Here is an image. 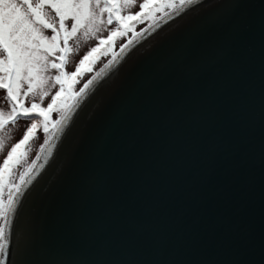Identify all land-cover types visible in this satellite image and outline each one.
<instances>
[{
    "label": "snow or ice",
    "instance_id": "obj_1",
    "mask_svg": "<svg viewBox=\"0 0 264 264\" xmlns=\"http://www.w3.org/2000/svg\"><path fill=\"white\" fill-rule=\"evenodd\" d=\"M136 3L137 0H0V89L5 90L10 105L7 114L0 111V129L18 116L39 117L32 120L23 138L11 146L0 162V264H192L174 251L176 246L190 241L191 226L176 233L173 241L175 221L167 212L137 215L125 209L140 205L156 208L160 194L173 190L182 191L185 201L195 200L207 166L222 153L234 158L257 154L264 158V140L244 145L226 139L223 133L208 131L213 115L210 101L227 99L229 113L237 121L243 120L246 113L242 50L254 21L247 12L252 5L247 0H233L218 32L210 33L204 25L217 23L220 18L205 12L144 53L137 63L152 60L161 47L169 44H179L184 49L183 58L175 63L169 78L156 84L148 109L134 121L109 127L110 144L87 147L88 151L98 153L134 149L125 155L149 162L131 169L133 179L125 200L115 209L107 207L84 228L82 239L77 241L61 238L57 231L45 233L33 207L27 211L13 239L18 204L40 171L37 160H33L18 180L9 179L13 167L25 155L23 146L30 136L42 128L45 141L40 148L47 163L56 141L69 126L71 115L85 100L86 89L93 83L90 79L79 91H73L77 77L85 70L91 71L89 66L96 56L106 49L111 51L115 38L128 32H132L133 39L142 36L145 29L134 31L137 22L148 21L153 30L160 28L162 23L200 4L201 0H140L138 11H124ZM258 7L264 45V0H259ZM46 9H51L54 19L48 18ZM113 23L115 27L108 30L106 37L98 39L75 70L66 71L69 41L78 33L87 35L98 30L99 25ZM44 30H50L51 35H45ZM126 47L122 44L121 52ZM115 56L113 53L110 64L119 63ZM155 75L142 86H148ZM49 81L58 87L47 105L30 102L25 106V96L38 93L43 100L49 94L45 91ZM53 112L57 113L55 119L51 118ZM78 143L74 141L68 158ZM161 158L162 168L152 166ZM177 176L180 177L178 185ZM111 179V171L97 169L83 177L82 182L104 187ZM233 179L238 185L242 183L239 175ZM146 194H151L147 203ZM182 213L183 207L176 209L177 215ZM198 220L197 217L193 224ZM141 237H146L154 249V256L148 261L138 259L134 251ZM170 244L172 251L168 250ZM196 264L214 262L204 259Z\"/></svg>",
    "mask_w": 264,
    "mask_h": 264
},
{
    "label": "water",
    "instance_id": "obj_2",
    "mask_svg": "<svg viewBox=\"0 0 264 264\" xmlns=\"http://www.w3.org/2000/svg\"><path fill=\"white\" fill-rule=\"evenodd\" d=\"M247 9L254 21L242 50L244 59V94L246 113L241 121L229 113L227 99L210 101L212 118L208 131L223 133L225 138L244 145L264 140V45L259 24V0H247ZM233 0H201L190 6L160 28L145 27L142 36L129 40L127 47L116 52L111 59L90 79L93 83L86 89L85 100L70 117L69 126L56 141L53 155L44 162L42 150L38 153L36 167L40 169L32 183L24 190L13 222V239L18 226L24 222L27 211L36 209L45 233L57 231L68 241L82 239L84 228L107 207L114 209L126 198L132 183L133 166L149 162L137 161L134 149L124 152L98 153L88 151L92 144H110L107 129L115 123L134 121L150 105L153 90L160 80L169 78L175 63L184 56L179 44H169L159 49L152 60L137 61L146 51L196 17L216 15L217 23H207L208 32H218L230 12ZM150 33V34H149ZM107 66V67H106ZM156 73L148 86H142ZM95 77V79H93ZM89 79V80H90ZM79 141L70 158L67 154L74 141ZM163 158L152 166L162 168ZM43 165V167H41ZM97 169L109 170L111 181L104 187L82 182ZM242 177L239 185L233 177ZM176 184H180L177 176ZM197 198L185 201L183 192L173 190L159 196V206L143 205L125 209L137 215L167 212L175 221L176 233L191 226L193 232L187 244L176 246V255L196 264L211 260L214 264H264V158L258 154L241 158L224 153L207 166L206 177L197 187ZM151 194L144 196L150 202ZM183 207L182 215L176 209ZM198 223L193 224L196 218ZM169 251L173 248L171 244ZM138 259L148 261L154 249L146 237L134 249Z\"/></svg>",
    "mask_w": 264,
    "mask_h": 264
},
{
    "label": "rangeland",
    "instance_id": "obj_3",
    "mask_svg": "<svg viewBox=\"0 0 264 264\" xmlns=\"http://www.w3.org/2000/svg\"><path fill=\"white\" fill-rule=\"evenodd\" d=\"M140 0H137L136 5L131 8L125 9V12L134 13L139 10L138 4ZM47 16L49 19H54L55 14L51 9H46ZM70 23V22H69ZM149 23L146 21L137 26L135 29L136 32H139L141 29L147 27ZM115 27V24L112 25H99L98 30L94 32H89L85 35L83 32L78 33L77 37L69 41L70 52L66 57L65 70L74 71L76 64L79 60L88 52L92 47H95L98 43V39L101 37H106L108 30ZM45 35H51L50 30H44ZM132 34L127 36H119L115 38V53L120 49L122 44H126L131 38ZM110 54L105 52H100L95 60L89 66L94 70L95 74L100 70L112 57ZM54 74V72L52 73ZM93 76V75H92ZM91 76V77H92ZM89 75H80L77 77V83L73 87V91H79L80 87H83L84 84L91 78ZM26 87V86H25ZM58 86L49 81L45 85V91L49 94L44 97L43 100L40 99L38 93L29 94L24 97V104L28 106L30 102L40 103L42 106H46L48 101L51 99V95L55 92ZM23 95V93H21ZM0 111L7 114L10 111L9 101L6 96V92L3 89H0ZM57 113L53 112L51 118L55 119ZM39 120V117L35 114H30L28 116H18L14 121H10L7 125L0 129V162L7 156V152L11 149V146L14 143H17L20 139L23 138L24 131L27 130V127L32 123V120ZM45 141V134L42 128H37L36 131L30 136L29 140L23 146V151L25 155L23 158L13 167L12 175L9 177L11 181L18 180L20 174L25 171L28 165L32 164V161L35 160L41 148L40 145ZM7 198V189H5V199Z\"/></svg>",
    "mask_w": 264,
    "mask_h": 264
},
{
    "label": "trees",
    "instance_id": "obj_4",
    "mask_svg": "<svg viewBox=\"0 0 264 264\" xmlns=\"http://www.w3.org/2000/svg\"><path fill=\"white\" fill-rule=\"evenodd\" d=\"M146 21H141V22H137L135 25H134V31H135V29L137 28V26L138 25H140V24H142V23H145ZM148 22V21H147ZM130 34H132V32H128V33H126L125 34V36H129ZM115 51H116V48H115V40L113 41V44H112V46H111V51H108L107 49L105 50V51H103V52H105V53H107V54H110V56L111 55H113V53H115ZM93 73H94V70L93 69H91V71H87V70H85L81 75L83 76L84 74L85 75H89V77H91L92 75H93Z\"/></svg>",
    "mask_w": 264,
    "mask_h": 264
}]
</instances>
